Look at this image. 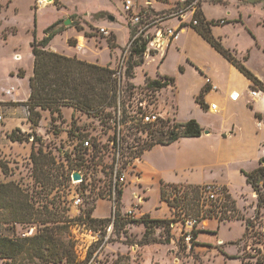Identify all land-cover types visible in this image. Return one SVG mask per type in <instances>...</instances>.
<instances>
[{
  "label": "rangeland",
  "instance_id": "1",
  "mask_svg": "<svg viewBox=\"0 0 264 264\" xmlns=\"http://www.w3.org/2000/svg\"><path fill=\"white\" fill-rule=\"evenodd\" d=\"M42 1L45 2V6H42ZM140 1L141 3L145 2V0ZM57 2L58 5L52 4L54 1L48 3L47 0H0V17L2 18H0V46L2 42H7L10 47L9 50L0 49L2 53L0 54V87L6 85L5 78L18 76L19 73L23 78H26L32 72L31 44L34 38L37 40L43 38V31L46 28L68 14L67 19L70 20L71 24L65 27L63 25L64 20H61L60 25L63 30L73 26L76 30L81 27L84 31V25H87V31H95V34L103 37L99 34L98 28L95 29L92 25H109L108 12L104 11L111 6L117 10L114 17L116 22L112 25H114L120 46L125 45V47L121 48L119 56L115 58L111 66L105 67L116 70L120 58L125 55L124 73L120 79V88L123 92L120 111L121 113L124 112L132 88L140 86L144 82L146 84L147 79L146 74L141 73V69L138 67L134 68L131 77L126 75L129 57L127 46L131 41L130 34L134 29L128 18L125 17L124 0H57ZM195 8L192 9L193 13ZM99 13H103L102 16H98ZM215 22H218L214 24L215 26L226 25L225 20ZM248 24L257 33L262 45H264V28H256L253 22L248 21ZM233 29H235L233 26L227 25L222 30L231 33ZM87 31L84 33L89 35L91 32ZM231 36L226 39V42L230 45L237 43L241 50L246 51L253 45L247 33L239 37L236 36L235 39ZM117 39L115 36L112 39L115 45H117ZM70 41L73 40H68V44ZM50 44L56 52H67L68 44L64 37L57 36ZM83 48L90 52L89 49L92 47L83 45ZM160 54L164 56V51ZM106 57L107 52H104L101 59L106 60ZM250 63L264 72V54L254 47L251 50ZM168 68L173 74L179 72L172 63ZM18 82L12 81L7 85L14 87L13 99L21 102L26 94V79ZM193 83L194 75L187 70L180 78L181 111L179 116L184 118L194 115L201 122L210 123L212 118L197 112L195 108V100L192 98L195 90L192 89ZM11 87L0 91V111L5 120L9 116L7 112L9 108L11 113L20 111L22 116L28 119L29 114L26 108L8 105L11 102L4 104L1 102L9 99L5 97L4 91ZM172 92V88L163 89L158 99V111L161 118L165 120L167 118L172 120V117H168L166 113L170 115L175 112L171 103ZM197 98L196 104L199 105ZM114 108H105L99 113L85 115L75 111L72 107L65 106L60 108L61 117L56 115L54 121L41 119L37 127H32L30 124L28 129L23 128L24 132L19 128L13 129L12 132L19 130L21 136L29 139L27 142L18 143L5 141L2 138L4 141L3 149H0V163L6 165L8 171L7 174H4L0 168V182H14L21 188L27 189L30 195L34 194V191L40 192V197L34 198L39 201L35 207L42 204V197H46L43 203L47 199L51 200L57 190L56 194L60 196L62 202L64 201L62 198H70L76 192L80 193L81 188L76 184L77 181L72 183L71 178H69L72 171L80 168L81 165V162L73 160V153L76 152L75 145L79 140L74 129L83 130L82 132L88 131L90 137L97 136L103 150L107 152L109 150L107 145L108 134L102 133L101 127L97 123L110 121L116 114ZM16 134L19 136V133ZM36 138L40 140L36 141ZM39 148L51 155L55 167L64 169L65 172V178L59 179L51 193L41 191L39 186H33L32 164L29 156L32 149L37 151ZM110 158L107 153L103 155L101 158L103 163L94 169L93 181L95 188L98 187L100 191V199L94 198L95 190L93 189L89 196L84 197L82 206L74 207L72 203L65 206L67 208L66 216L71 219L69 235L75 242L74 253L79 261H84L88 257L87 264H260L264 261V207L259 214H256V195L254 200L251 198L252 195L246 194L247 192L241 194V197L238 194H233L234 197L237 195L238 207L236 208L231 198L234 213L230 216L226 215V220L209 218L204 222L199 219L201 207L197 202L198 199L190 200L191 194L186 201H183L182 197H178L177 200L171 199L169 192H166L163 200H160V190L155 181L148 179L145 183L143 182L144 185L141 182V187L131 183L123 189L118 206L122 213L131 209V206L137 207L139 212L126 215L118 226L115 225L112 231H107L105 227H107L110 219V202L106 198L111 172ZM67 176H69L68 179ZM129 180H133V178L129 177ZM235 187H237V183ZM177 188H181V191L184 190L183 186ZM137 196L142 200L139 201ZM94 203L97 204L94 205ZM92 205H94L95 210L94 213L91 212V219L103 220L104 222L102 224L81 225L79 217L92 209ZM187 220H196L197 223L190 229L185 223ZM142 221H165L168 223V227L153 226L149 234L143 238L146 228ZM248 222L254 226L246 230ZM30 227L34 226L21 224L22 230ZM192 230L201 231L198 237L202 242L193 240L192 242L199 243L195 246H192L190 240H186L187 235L191 234ZM16 231L18 228L13 223H5L0 220V235L12 237ZM246 231L247 234L245 235ZM92 235L98 237L94 238ZM75 239H78L77 242ZM149 240H155L156 243L145 244ZM0 264H4V261L0 260Z\"/></svg>",
  "mask_w": 264,
  "mask_h": 264
},
{
  "label": "crops",
  "instance_id": "2",
  "mask_svg": "<svg viewBox=\"0 0 264 264\" xmlns=\"http://www.w3.org/2000/svg\"><path fill=\"white\" fill-rule=\"evenodd\" d=\"M185 1L187 0H167V3H163L158 0H145L144 3H141L140 0H136V3L138 10L147 11L150 17H158L174 12ZM215 1L194 0L191 4H199L200 12L205 21L225 20V26L230 25L235 28L229 33L222 30L225 26L214 25L211 26V33L214 38L220 39L223 46L264 85V72L250 63L252 48L254 47L264 54V45H262L257 33L248 24L249 21L253 22L256 28H264V1L254 5L246 3L247 0H220V3ZM104 12H108L107 18L113 17V21L107 19L110 21L109 25L96 26L93 24L92 27L95 29L105 28L117 39V33L114 30V25H112L116 22L114 17L117 10L109 6ZM193 15V10H188L180 16L166 20L161 25L162 28L177 29L179 31L178 38L170 42L163 38L164 45L166 44L164 56L158 54L151 59H146L144 64L138 68L141 69V73H145L152 80L159 77L173 80L171 103L175 112L170 115L166 114L177 123L195 120L202 128V134L194 138H180L168 145H155L150 150L145 151L137 164L139 187L144 185L148 179L155 181L158 187H160V182L175 186H201L207 183H216L227 190L237 208V195L234 197L233 194H238L241 197V194L247 192L246 194L252 195L251 198L255 200V194L247 184L244 173L254 171L259 166L260 160L264 158V96H252L251 92L254 90L252 82L216 52L190 26ZM67 16L68 14L58 21H65ZM84 26V31H87L88 26ZM84 31L80 32L73 26L65 28L57 36L64 37L67 44L68 40L72 39L76 46L68 44L66 53L56 52L51 48V44H49V49L65 57L76 58L101 67L111 66L125 45L120 46L117 39V47L111 50L106 38L98 36L95 31L91 30L87 31L91 33L86 36ZM244 33H247L253 42L248 50L239 49L237 43L230 45L226 42L231 34V37L235 39L236 36L239 37ZM83 45H90L92 47L89 49L90 52L85 51ZM5 48L9 50V44L2 42L0 49L5 50ZM104 52H107L106 60L101 59ZM0 54L2 53L0 52ZM244 57L247 59L244 60ZM171 63L179 72L174 74L170 72L168 66ZM187 70L194 75L192 89L195 90L192 98L195 100V108L197 112L211 117L210 123L201 122L194 115L184 118L179 116L181 111L180 78ZM31 76L32 72L26 78L14 76L4 79L6 85L12 81L19 83L18 81L26 79V94L21 102H26L29 97L28 84ZM206 79H209L216 86V91L208 90ZM6 85L0 87V91L11 87ZM231 95L237 96V99L232 100ZM13 96H5L9 99L1 102H18L13 99ZM198 96H201V101L206 107L204 111L200 105L196 104ZM212 104L216 105L215 111L209 110V106ZM9 110L10 108L7 110L9 116L0 131V149H3L4 140L2 138L5 141L8 140L7 135L13 129L19 128L24 132L23 128L28 129L30 127V122L22 116L20 111L11 113ZM257 115L261 119L257 118ZM48 119H50L49 113L43 112L42 120ZM204 131L208 133L204 134ZM236 183L237 187H235ZM197 241L202 242L200 237L197 238Z\"/></svg>",
  "mask_w": 264,
  "mask_h": 264
},
{
  "label": "trees",
  "instance_id": "3",
  "mask_svg": "<svg viewBox=\"0 0 264 264\" xmlns=\"http://www.w3.org/2000/svg\"><path fill=\"white\" fill-rule=\"evenodd\" d=\"M167 3V0H158ZM194 0H187L183 5L191 4ZM264 0H247L246 3L257 4ZM215 2L220 3V0ZM54 4L58 5L57 0ZM182 4H180L181 6ZM99 13L98 16H102ZM193 20L197 21L193 29L222 57L236 67L248 80L253 84V89L264 91L262 85L232 53L226 49L220 39L212 36L211 26L218 22H207L202 17L199 4L193 15ZM61 21L53 23L43 31L41 40L33 39L31 51L33 56L32 76L29 78V97L26 102L9 103L12 106H22L28 110L29 117L27 119L32 127H37L42 119V113L47 112L50 120L54 121L57 117H61V107L69 106L75 111L89 115L99 113L105 108L116 107L119 83L113 78V70L108 67H101L96 64L87 63L76 58H69L49 49L50 42L59 35L63 28ZM78 31H83L78 27ZM86 36H89L85 34ZM133 31L130 34L132 39ZM114 35L110 34L107 40L108 47L113 50L117 46L112 42ZM70 46H76L75 41L69 42ZM146 42L136 39L131 42L128 50L129 57L127 60L126 75L132 76L135 67L144 64L143 56L145 53ZM244 60L247 57L243 58ZM182 70V69H180ZM19 78H23L20 73ZM146 84L150 87L161 86L156 80L146 77ZM165 78V77H164ZM173 84L172 79H168ZM197 102L203 110L205 105L198 96ZM1 104V103H0ZM4 104V103H3ZM1 106V105H0ZM261 119L259 115L256 116ZM167 135V140L159 138L148 145L145 151L150 150L155 145H168L180 138H194L202 134V128L195 120H189L184 123L175 122ZM19 133V136L16 134ZM159 134V131H158ZM161 134V132H160ZM11 142H27L28 137L20 135L19 130H15L7 135ZM34 140V138H33ZM40 139L36 138V141ZM33 146V145H32ZM29 159L32 164L33 186H39L41 191L52 192L59 179L65 178L64 169L54 166L53 159L49 153L44 152L41 148L37 151L31 150ZM1 171L7 174L8 168L0 163ZM247 184L251 187L256 195V214L264 207V158L259 162V166L250 173H244ZM69 176H67L68 179ZM65 181V180H64ZM178 186L164 184L160 182V200H163L166 192H169L171 199L177 200L182 197L186 201L189 194L190 200L198 199L199 186H183L184 190ZM182 187V186H180ZM58 190L56 191V193ZM53 195L52 199L42 197L41 203L38 199L40 192L30 195L27 189L21 188L14 182H0V220L5 223H13L18 228L12 237L0 235V260L4 264H87L89 257L84 261H79L74 253L75 242L69 235V226L71 219L66 216L67 208L60 201V196ZM227 208L234 213L233 201L229 194L226 195ZM199 203V201H197ZM88 210L83 216L79 217V221L86 225L102 224L103 220L91 219V212ZM124 219L119 213L116 214L114 223L118 226ZM221 220V219H220ZM145 224V234L143 238L149 234L153 226H167L165 221H142ZM29 224L35 227V233L29 238H20L19 234L22 230L21 224ZM252 223H247L246 230L252 228ZM201 231H191L190 241L197 240ZM247 234V231L245 235ZM146 243H156L155 240L146 241ZM166 243H168L166 241ZM192 246L199 243H191ZM260 264H264V261Z\"/></svg>",
  "mask_w": 264,
  "mask_h": 264
},
{
  "label": "built area",
  "instance_id": "4",
  "mask_svg": "<svg viewBox=\"0 0 264 264\" xmlns=\"http://www.w3.org/2000/svg\"><path fill=\"white\" fill-rule=\"evenodd\" d=\"M194 4H186L178 7V9L168 15H161L158 17H150L147 11L137 8L136 0H124L123 10L125 17L133 26V36L127 46V51L130 48L131 42L140 39L146 42L145 53L143 56L144 61L157 56L165 50L163 38H166L168 42L174 41L178 38L179 31L177 29L162 28V24L171 18L182 15L188 10H192ZM223 23V22H221ZM197 21H190V26H196ZM98 32L103 37H109L110 33L105 28H99ZM125 64V55L120 58L118 68L113 70V78L119 83V92L117 98V105L114 108V117L108 122L99 121L97 125L101 127L102 133H107V145L108 151H104L103 147L98 140L97 136L89 135L88 131L75 130L74 133L79 136L74 152L73 160L81 162L80 168L72 171L78 173L80 179L77 181V185L81 188L80 193H75L70 198H62L63 205L67 206L72 203L74 207H80L83 205V199L85 196H89L92 190H95L94 198L100 199V191L95 188L94 185V169L97 166H101L103 161L101 158L106 153L110 155L111 172L108 182L107 201L110 202V219L107 227V231H112L116 219V214L125 217L126 215H133L139 212L137 207L131 206L126 212H121L119 209V201L121 200L123 189L133 183L139 187V177L137 171V164L140 161L142 154L148 145L155 143L159 138L167 140V135L172 129V125L175 123L170 118L162 119L160 112L158 111V99L163 89L172 88L173 84L164 77H159L156 81L161 85L156 87H150L145 82L133 87L131 93L128 95V102L125 107V111L121 113V98L123 92L121 91L120 84L123 72V66ZM206 87L210 91H216L217 88L211 83L209 79L205 80ZM14 87H11L4 91L5 96H12ZM252 96L258 95L264 96V91L254 89L251 92ZM232 100L237 99V96L231 95ZM124 108V107H123ZM210 111L216 110V105L209 106ZM81 113V112H80ZM83 114V113H82ZM86 115V114H85ZM5 121L4 115L0 111V129ZM159 131V134H158ZM161 132V134H160ZM72 175L69 177L72 183L76 182L72 179ZM132 177L133 180H129ZM227 190L220 184L207 183L199 186L198 201L201 207L199 219L204 222L209 218L226 220V215H231V211L227 208ZM137 199H142L137 196ZM97 203H94V205ZM92 205V212L95 208ZM121 212V213H120ZM94 213V212H93ZM91 217V216H90ZM186 225L191 229L196 223V220L185 221ZM81 225H86L80 222ZM35 227H30L28 230L19 234L20 238H29L34 235ZM89 233L91 231L89 230ZM94 238L97 235H92ZM76 242L78 239H75ZM186 240H190L188 234Z\"/></svg>",
  "mask_w": 264,
  "mask_h": 264
},
{
  "label": "water",
  "instance_id": "5",
  "mask_svg": "<svg viewBox=\"0 0 264 264\" xmlns=\"http://www.w3.org/2000/svg\"><path fill=\"white\" fill-rule=\"evenodd\" d=\"M52 1H53V0H47L48 3H51ZM107 19L113 21V17H108ZM70 24H71V23H70V20H69V19H66V20L64 21V23H63L64 26H69ZM207 133H208L207 131H204V134H207ZM72 179H73L74 181H78V180L80 179L79 174H78V173H74V174L72 175Z\"/></svg>",
  "mask_w": 264,
  "mask_h": 264
},
{
  "label": "bare ground",
  "instance_id": "6",
  "mask_svg": "<svg viewBox=\"0 0 264 264\" xmlns=\"http://www.w3.org/2000/svg\"><path fill=\"white\" fill-rule=\"evenodd\" d=\"M41 3H42V6H45V2H44V1H42ZM81 48H82V47H81Z\"/></svg>",
  "mask_w": 264,
  "mask_h": 264
}]
</instances>
